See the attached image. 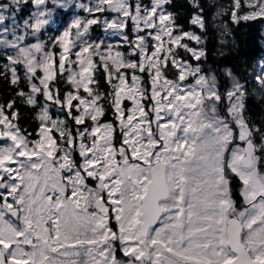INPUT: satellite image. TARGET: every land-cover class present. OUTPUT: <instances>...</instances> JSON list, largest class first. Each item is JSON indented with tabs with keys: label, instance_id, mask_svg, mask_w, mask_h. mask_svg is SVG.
I'll list each match as a JSON object with an SVG mask.
<instances>
[{
	"label": "snow or ice",
	"instance_id": "obj_1",
	"mask_svg": "<svg viewBox=\"0 0 264 264\" xmlns=\"http://www.w3.org/2000/svg\"><path fill=\"white\" fill-rule=\"evenodd\" d=\"M187 5L0 0V264H264V123L242 68L203 67ZM217 7L264 18V0ZM57 8L76 11L52 35Z\"/></svg>",
	"mask_w": 264,
	"mask_h": 264
},
{
	"label": "trees",
	"instance_id": "obj_2",
	"mask_svg": "<svg viewBox=\"0 0 264 264\" xmlns=\"http://www.w3.org/2000/svg\"><path fill=\"white\" fill-rule=\"evenodd\" d=\"M231 2L232 0H202L207 19V32L203 45L206 51V59L203 67L205 70H216L218 74L228 67L242 68L243 82L247 84L248 88L246 101L248 114L256 123H264V84L256 79L261 62H264V18L254 21H241L239 24L232 23L226 14L220 16L221 18H215V13L218 11L217 6L223 3L230 7ZM177 7L180 8L183 22L184 19L188 18L190 11L187 0H177ZM33 10V5L29 3L19 15L26 17ZM71 13V10L59 8L55 10L54 20L59 27L67 22ZM220 19L225 21L228 27L223 28ZM93 27L95 29L94 35H103L99 28ZM49 28L53 29V24ZM10 96L11 92L8 85L0 84V98L7 99ZM22 111L27 115L21 120V125L34 136L36 122L30 119L32 113L27 108H22ZM109 119H111V114H109ZM237 183L239 182L237 181ZM235 199L238 207L243 205L242 198L238 194Z\"/></svg>",
	"mask_w": 264,
	"mask_h": 264
},
{
	"label": "rangeland",
	"instance_id": "obj_3",
	"mask_svg": "<svg viewBox=\"0 0 264 264\" xmlns=\"http://www.w3.org/2000/svg\"><path fill=\"white\" fill-rule=\"evenodd\" d=\"M220 5H222V6L225 8L226 11H227V9L229 8L226 4L221 3ZM50 7H51V5H50ZM71 11H72V13H71L70 17L68 18L67 22H66L63 26H60V27H59V25H58L57 23H55V24H53V29H50V28H49V33H50V34H52V35H56V34H57V28H58V27H59L60 30H62L63 27H64L68 22L71 21V19L73 18V14H74V12H75L76 10H75V9H72ZM81 14H82V15H86V13H81ZM219 18H221V17H219ZM53 19H54V15H53ZM220 24L222 25L223 28L228 27V24H227L225 21H222L221 19H220ZM222 30H223V29H222ZM46 38H47V37L45 36V39H46ZM113 42H115V41L113 40Z\"/></svg>",
	"mask_w": 264,
	"mask_h": 264
},
{
	"label": "flooded vegetation",
	"instance_id": "obj_4",
	"mask_svg": "<svg viewBox=\"0 0 264 264\" xmlns=\"http://www.w3.org/2000/svg\"><path fill=\"white\" fill-rule=\"evenodd\" d=\"M119 255H120V254L118 253V257H119Z\"/></svg>",
	"mask_w": 264,
	"mask_h": 264
}]
</instances>
